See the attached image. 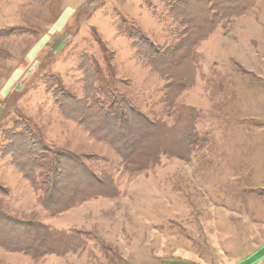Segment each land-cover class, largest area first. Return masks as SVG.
<instances>
[{"label": "rangeland", "instance_id": "1", "mask_svg": "<svg viewBox=\"0 0 264 264\" xmlns=\"http://www.w3.org/2000/svg\"><path fill=\"white\" fill-rule=\"evenodd\" d=\"M184 1L0 0V264H264V0L216 17L211 35L168 59L187 29L175 14ZM83 65L116 92L93 103L123 97L165 128L146 138L150 163L137 158L142 136H131L129 165L119 145L60 110L59 92L82 99ZM17 132L39 141L34 154ZM54 152L81 157L93 176L58 187H87V198L57 214L42 203ZM34 223L71 250L32 258L4 248H35L20 226Z\"/></svg>", "mask_w": 264, "mask_h": 264}, {"label": "trees", "instance_id": "2", "mask_svg": "<svg viewBox=\"0 0 264 264\" xmlns=\"http://www.w3.org/2000/svg\"><path fill=\"white\" fill-rule=\"evenodd\" d=\"M207 1L187 0L184 2H179L182 7L179 8L178 11L175 12V14L178 15L177 18L181 20V23L184 24V27L186 26L187 29L184 30L183 36L180 37L183 39L178 42L176 41L175 44L169 46L170 53L168 55V59L173 57V59H176V57H179L178 52L182 51V49L186 50L189 42H192L191 44L196 45L198 42H201L209 35H211L212 32L218 26L216 25L218 22L216 17H220L226 20H233L234 18L242 15L245 10L249 8V6L254 0ZM223 2L228 4V7L223 5V7H226V9L224 10L219 5V3L221 4ZM193 16H195V21L191 20ZM189 26H192L194 29H191L188 32L187 30ZM117 29H119L120 31L125 30V28H123L121 25H119ZM126 32L127 30L125 31V33ZM193 32H195V38H191ZM131 37H133V35H130V38ZM145 41L150 44L148 48L150 47V49H154L153 44L151 42L147 41V39H145ZM148 54H150V57L157 59L155 54L151 52H148ZM89 69L90 68L87 65L81 66L80 69L83 70L82 74L84 81V86L82 89V99L74 103L73 96H71L70 94L68 95V93L65 92H59L56 98L58 101L57 105L60 106V110H67V117L69 118L71 116H75L76 119L74 120L76 121V123L82 126L87 131L89 136H92L94 138L96 137L97 139L103 140L105 142L108 141L110 144L119 145L120 152L124 156V161L129 165L132 163L136 164V162L132 160L133 158H131L133 157L135 152H133L132 154L126 153L128 148L132 152L133 146H135L134 139L132 138L131 140V136L134 138L136 136H142L143 139L139 141L138 145L140 146V149L139 151H137V158H143L144 163H150V161H152L151 159L153 158V156L147 153V151L143 150V145L145 144L146 146V138L150 140V138L153 137L155 134H158L159 136V132L165 131V128L160 129L161 125L159 122L157 123L155 121L149 120L150 118L148 119L147 116L139 113V110L137 111L134 105L123 97L117 99L116 101H113L112 99L109 101V103L99 98L98 101L93 103L92 99L97 97L95 95H105L103 91H107V93L111 94H115L116 92L113 89H105V87H108V84H105L103 86L101 84L103 88L99 89L96 84L97 82L101 81L100 76L98 75V77L95 74V70V72H93ZM113 81L114 80L111 78L110 82ZM170 97V94L169 96L168 94H166L165 100L168 102ZM70 103H73L75 105L70 106ZM63 104H66L67 107H61ZM129 127H131L132 129L136 128L139 131L129 133ZM17 133V138H24L21 150L23 151L24 156H31V153H35V151H37V145L39 144V141L34 140L35 147H33L29 143V139L25 138L23 132ZM125 133H129L130 136H128V134L126 135ZM155 149L157 150L158 146H156ZM10 152H12L10 153L12 157L16 156L14 148L11 147ZM52 156V158L47 159L48 161L46 163L48 164V167L45 172V176L48 177V179L49 177H51L52 182L50 186L46 188L47 196L42 203L45 209L51 214H57L73 208L75 205L86 201L87 198L84 192L85 188L87 187H66L63 188V190H61L60 192H57L58 187L70 178H75L76 180L78 179L80 186H85L86 183H84L82 176H86L87 181H91V178H93V176L91 175L92 172L86 167L87 165L86 163H84L81 157H77L71 153L61 152H54ZM154 157L156 158V156ZM27 169L25 171H28ZM20 226L24 230L23 233L29 232L28 237L34 234L36 237L39 238L40 242L37 243V246L35 248L25 244L24 242H16L14 244H7V242H5L3 243L4 248L14 249L17 252L29 254L32 258H39L45 254L62 255L66 254L71 250L70 247L66 246V244L69 243L70 239H67V237H64V235L52 229H49V227L45 226L44 224H20ZM19 235L20 234H18V236ZM25 237H27V235H25ZM48 242H55L60 246V248L57 250H52L49 248V246L47 247ZM63 247L65 248V250H62Z\"/></svg>", "mask_w": 264, "mask_h": 264}]
</instances>
